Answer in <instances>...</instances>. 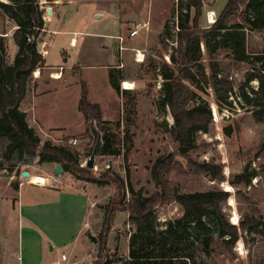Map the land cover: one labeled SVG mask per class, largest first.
I'll return each instance as SVG.
<instances>
[{"label":"rangeland","instance_id":"1","mask_svg":"<svg viewBox=\"0 0 264 264\" xmlns=\"http://www.w3.org/2000/svg\"><path fill=\"white\" fill-rule=\"evenodd\" d=\"M69 1L63 0V6L69 4L64 11L67 22L62 28L63 31L72 28L89 34L85 36L83 43L78 46L76 43L75 48L68 45L70 37L64 34L54 37L50 47L52 54L56 57L52 58V55L48 57V60L55 61L50 62L51 66H54H50L52 68L50 71L59 73L60 76L64 75L59 80V84L70 82V74L76 75L75 78L80 85L85 82L84 79L92 77L91 80L96 87L92 89L88 100L91 99V102L98 100L104 105L105 114L103 117L101 115V118L111 123L104 127L109 133L116 134L119 138L122 154L118 157L98 154L97 148L102 144L103 131L95 121L88 122L81 135L64 137L57 143L52 141V144L69 146L78 152L79 166L80 162L84 159L88 160L95 152L94 166L96 168H92L91 171L93 176L99 177L102 172L115 174L125 183L129 182L136 194L142 197H149L157 192L151 180L150 170L158 159H166L170 155L173 161L163 169L164 177L168 180L170 187H176L180 193L217 189L228 192L229 197L222 205V209L228 221L237 228L247 216L258 215L264 220V113L258 114L261 112L260 107L244 103L239 95V87L245 83L247 86L244 91L250 98L253 97L252 91L258 88L259 83L256 78L250 82H246V79L249 75L258 74L256 70L260 65L254 63V58L264 57V31L244 30V48L248 56L244 61L235 60V55L228 49L217 48L213 52H208L202 42L200 44L201 61L196 67L192 64L186 67L195 74L200 83L191 85L178 74V70L179 73L183 70L180 50L181 29L178 25L181 20L183 22L188 20L186 26L190 30L209 29L218 20L228 0ZM0 2L10 4L8 0H0ZM52 2L53 0H36L35 3L43 12L44 18H47L44 10L53 7ZM242 9L244 10V6ZM95 12L102 14V17L95 18ZM208 14L211 16L209 21ZM116 19H118L119 27L115 23ZM212 20L213 24L210 23ZM237 22H240L239 18L230 19L229 25ZM118 28L122 43L101 35L94 36V34L115 35L118 33ZM135 28L138 30V35L130 38L128 33ZM16 29L14 22L0 10V44L4 49L0 53L6 64H12L17 53V47L12 39ZM49 35L40 32L36 38L39 53L44 54L45 51L46 54L47 49L44 48L46 43L42 42L45 41L49 45ZM112 43L114 48L111 46ZM119 46L125 47L126 51L117 58L114 51H118ZM214 48L213 45L212 49ZM137 49L143 56L141 62L135 60ZM55 50L58 51L57 54ZM65 52L71 57L77 56V62L103 63L108 61V57L117 59L116 64L123 77L120 88L127 91L126 94L119 96L118 106L115 103L106 105L110 101V94L101 88L102 71H85L83 79L81 75H78L77 65L72 66L70 71L62 62L61 56H64ZM171 58L175 59L176 64L171 63ZM62 68H65V73ZM167 68L175 73L178 83L181 84V101L176 103L174 110L168 107L163 109L160 105L164 85L162 73L167 72ZM50 71H43L46 73L41 81L46 76L48 78L52 76L48 74ZM33 74L34 72L31 78ZM200 74H205L207 78L216 74L217 78L227 81V84H218L215 89L212 81L210 79L202 81ZM123 81L132 84V89H124ZM32 83L31 79L28 86L29 92L34 87ZM227 87H231L232 92L225 95L224 88ZM75 91V88L63 89L54 95L49 103L45 101V106L42 105L41 110L54 119L53 123L66 126L65 131L68 134L78 130V127H75L77 118L71 108ZM189 92L195 98L185 104L183 102L186 101ZM200 102L206 103L211 112L207 131L194 134L195 149L187 156L179 155L177 143L170 134L175 123L173 111L178 114L180 110L191 108ZM50 106L54 107L51 112ZM25 108L26 101L21 105L20 110L24 112ZM117 122H119L118 127L115 126ZM87 128L90 131L86 132ZM44 138L40 140L41 144L45 142ZM72 139H76L77 143H71ZM6 146V141L0 139V264H3L8 257H13L15 260L18 235L17 206L18 217L22 215L20 203L16 205L17 193L19 185L28 182L26 178H21V173L27 171L31 175L46 179L48 177L45 173L49 170L55 181H51L52 183L46 181L47 186L49 184L66 185L64 178L70 177L75 184H79L78 186L85 183L94 190L92 219L88 217V220L91 219L92 222L87 235L94 236L96 243L91 242L87 235L84 236L82 247H79L70 259L65 255V263L101 264L106 260H112V264H123L127 260L129 240L135 232V227L129 223L128 214L123 207L130 199L125 188L120 186L117 188L114 184L98 186L76 180L64 171L56 175V165H40L37 157H24L18 161L14 154L10 160H6L4 156ZM189 161L196 164H210L212 169L209 173H204L192 166ZM213 172L219 174L218 179L212 180ZM240 174L250 177V185L238 183L236 177ZM57 178L60 180L56 181ZM30 189L33 187L29 185H24L22 188V190ZM65 195H61V200ZM59 196L60 194L52 202L57 204ZM38 200H41L40 195ZM153 209L157 230H164L168 221L180 218L183 213L182 208L174 202L157 203ZM105 217L112 218L113 222L109 229L104 226ZM37 229L42 240L43 238L50 240L46 244L48 260L61 262V255L68 253L69 247L60 244V233H48L39 223ZM239 235L240 239L231 251L216 246L208 259H201V264H264V226L257 230L239 231ZM72 237L74 234L70 236L71 239ZM18 240L21 245L20 247L18 244L19 260H21L20 251L25 246L21 231ZM51 245L54 246L52 251L49 250ZM198 261L200 262L199 258Z\"/></svg>","mask_w":264,"mask_h":264},{"label":"trees","instance_id":"2","mask_svg":"<svg viewBox=\"0 0 264 264\" xmlns=\"http://www.w3.org/2000/svg\"><path fill=\"white\" fill-rule=\"evenodd\" d=\"M8 1L10 4L0 2V10L14 22L17 28L12 36L17 53L12 64H6L0 53V139H4L7 143L4 156L6 160H10L15 154L18 161L24 157H37L38 164L59 165L65 173H69L76 180L98 186L114 184L117 188L118 186L125 188L130 199L123 207L128 214L129 223L135 227V232L130 236L128 258L123 264H201V259H208L216 246L231 251L240 239L239 231L257 230L264 226V220L258 215L247 216L240 222L239 228L231 224L222 209V205L229 197L228 192L217 189L180 193L176 187H170L163 173L164 167H168L173 161L170 155L166 159H158L150 170L151 180L157 192L149 197H142L136 194L129 182L125 183L115 174L102 172L99 177H95L91 173L92 169L80 167L79 153L69 146L54 145L50 141L41 144L34 130L28 126L20 105L26 96L32 73L46 66L36 43V38L44 27L43 12L39 10L36 0ZM238 18L240 22L229 25L230 19ZM187 21L181 20L178 25L181 29L180 50L183 68L180 73L178 70V74L191 85H197L200 83L195 74L186 67L191 64L196 67L201 61L202 42L208 52L223 48L230 50L237 61L248 58L244 48V30L264 31V0H228L218 20L206 30H190L186 26ZM212 44L215 46L214 49ZM3 50L0 44V52ZM171 63L176 64L174 58H171ZM254 63L260 65L256 70L258 74L247 76L246 82L256 78L259 83L258 88L252 91L253 97L250 98L244 91L247 86L245 83L239 87V95L244 103L260 107L261 112H256L262 115L264 57H255ZM162 76L164 85L160 105L163 109L168 107L174 110L176 103L181 101V84L170 69L162 73ZM200 76L203 78L202 81L210 79L215 89L218 84H227V81L217 78L216 74H212L209 78L205 74ZM122 80L119 68L108 70L109 84L117 96L127 93L120 88ZM80 87L78 110L82 113L85 124L95 121L102 127V144L97 148L98 154L118 157L122 154L120 140L116 134L109 133L104 127L111 123L102 120L99 105L89 102L87 84L82 82ZM224 91L225 95L229 94L232 88H224ZM188 94L186 101L183 102L185 104L195 98L192 93ZM173 113L175 123L170 134L177 143V153L187 156L196 147L194 134L207 131L211 112L206 103L200 102L191 108L180 110L178 114L174 111ZM115 126L118 127L119 122ZM88 131L90 130L87 128L86 132ZM189 163L204 173H209L212 169L207 163L196 164L191 161ZM211 177L212 180L218 179L219 174L213 172ZM236 179L238 183L250 185V177L244 174L238 175ZM168 202L178 204L183 210L182 216L168 221L164 230H157L153 208L157 203ZM105 213L107 215V211ZM103 222L106 229H109L113 221L111 217H105ZM101 264H112V260H106Z\"/></svg>","mask_w":264,"mask_h":264},{"label":"crops","instance_id":"3","mask_svg":"<svg viewBox=\"0 0 264 264\" xmlns=\"http://www.w3.org/2000/svg\"><path fill=\"white\" fill-rule=\"evenodd\" d=\"M52 3L54 5L53 7L46 8V10L47 9L50 10V13L46 14L47 18H44V27L40 31L42 33L50 34L48 36L49 45L45 41L42 42V43H46V46L44 47L47 49L46 54L45 51L44 54L40 52V54L42 55V57L46 62V66L43 68H38L34 71L33 77L31 78L33 82L32 85L34 84V87L31 88L32 89L31 92H29L28 91L29 88H27L26 96L22 101L21 105H23V103L26 101V108L24 109V113L26 114V121L28 123V126L35 131L39 139L41 140L42 137H45L43 141H50V142L53 141L54 143H57L60 141L61 138L81 135L82 133H84L86 124L84 122L82 113L78 110V101L80 98L81 88H80V84H78V80L75 78L76 75L70 74L69 75L70 82L66 84H59V80H61L64 77V75L62 74V76H59L57 78L56 75H59V73L58 74L51 73L50 71L52 69L50 68L51 66L50 62L52 63L55 61L48 60V57H51V55L52 58L56 57L55 54H52V48L50 47L51 45L50 42H52L54 37H56L57 35L64 34L67 37H70L68 41V45L70 39H72L74 36V39L77 40V46H78L80 43H83L85 41L84 38L89 33L83 31H75L72 28L68 29V31H63L62 28L66 26V22H67L64 11L67 9L69 4L63 6V0H53ZM94 15L95 18L102 17V14L96 12L94 13ZM115 23L117 27H119L118 19H116ZM99 35H101L102 37H108L110 40H116V41L117 40L119 41L120 38L119 28H118V33H116L115 35L94 34V36L96 37ZM78 36L79 38H77ZM134 37H130V38H134ZM113 44L114 43L111 44L112 48H114ZM69 47L71 46L69 45ZM75 47H71V48H75ZM122 48H123L122 50H119L118 47L117 48L118 51L116 52L114 51V54L115 56H117V58L118 55L121 56L123 52L126 51L125 47ZM55 52L57 54L58 51L55 50ZM61 58L63 59L62 62L68 66L67 67L68 70H70L72 66L77 65L78 75L79 76L81 75L83 79H84L83 75L85 71H89V70L102 71L103 84H101V88H103L104 91L105 90L108 91L107 94H110V101L106 103V105H108L109 103L111 104L115 103L118 106V103L120 102L119 100L120 97L116 95V93L114 92L108 81V70L110 68H119V66L116 64L117 59L115 57H111V58L108 57V61H105L103 63H91L90 61L77 62V56L71 57L67 53L64 56H61ZM45 70H49L50 72H48V74L50 75L52 74V76L49 75L50 76L49 78L46 76V78L44 77V80L41 81V79L46 73L43 72ZM63 70L65 73V68H62V71ZM91 79L92 77H89V79H84V81L87 84L88 98L92 93V89L96 87L94 86L95 85L94 81ZM123 82H127V81H123ZM69 88L76 89L74 98L72 99L71 108L73 109V112L75 113V116L77 118V124L75 127H78V130L73 131L71 134L66 133L65 131L66 126L60 123L59 124L53 123L54 119L46 115L44 111H41L42 105L45 106V101L49 103V100L53 98L54 95H56L58 92L63 91V89L68 90ZM55 100L56 99L54 98V101ZM54 101L52 105L54 104ZM89 102L92 104L99 105L103 117L105 114L104 105L98 100L91 102L90 99ZM53 108H54L53 106H50V112L52 111ZM49 171L45 173L48 177L46 179L48 180V182H51L53 180L55 181V178L51 177L52 175L51 173H49ZM28 173L31 176V173L30 172ZM64 179L66 180L67 184L63 186L51 185V184H49L48 186L47 185L40 186L30 183L29 180H27L28 182L19 185L18 193H20V196H18L17 193L16 205L17 203L18 204L20 203L22 208V215L18 217V206H17L16 217L18 222V235L21 231V235L25 240V246L20 251L21 260H19L20 257H19L18 244L20 247L21 245L17 235L16 255L14 257L15 260L13 259V257H8L4 262L5 264H45L46 262L47 264L61 263L58 261H52L51 259L48 260L47 258L48 251L46 244L50 240L46 238H43L42 240V237L39 236V234L37 233L38 223L41 227H43V230L47 231L48 233L49 232L52 234H56V232L60 233L59 236L60 244L69 247L68 253L66 254L64 253L62 255H66L69 259L74 253H76V250L79 247H82L85 238L84 236L88 234L89 229L91 227L90 222H92L91 215L93 213L92 207L94 204V197H95L93 196L94 190L89 186H86L85 183L82 184L81 186H78L79 184H75V181L70 177ZM57 180L60 179L57 178L56 181ZM24 185L27 186L29 185L33 187V189L22 190ZM59 194L60 196L58 203L57 204L53 203L52 201ZM63 194L66 195L64 196L63 200H61V195ZM39 195L41 196V200H38ZM62 202H64L63 205ZM88 217L91 219L88 220ZM69 233L71 235L74 234V237H72V239L70 238L71 235H69ZM53 249L54 246L51 245L49 250L52 251Z\"/></svg>","mask_w":264,"mask_h":264},{"label":"built area","instance_id":"4","mask_svg":"<svg viewBox=\"0 0 264 264\" xmlns=\"http://www.w3.org/2000/svg\"><path fill=\"white\" fill-rule=\"evenodd\" d=\"M44 11H45V13H46V10H44ZM42 18L44 19V16H42ZM207 19H208V21L211 20L210 17H209V14L207 15ZM213 22H214V21H210L211 24H213ZM208 23H209V22H208ZM137 34H138V30L135 28V29H133V30L130 31L129 36H130V37H134V36H136ZM75 40H76V39H75ZM119 42L122 43V38H121V37L119 38ZM76 43H77V40H76ZM69 45H70L71 47H75V46H76V44L74 45V36H73L72 39H70ZM122 49H123L122 46H119V50H122ZM139 52H140L139 50H135V60L137 59V55H138ZM123 84H124V83H122V85H123ZM124 89H125V88H124ZM71 143L75 144V143H77V140H76V139H72V140H71ZM86 161H87V159H84L82 162H80V167L85 168V167H86ZM93 168L95 169L96 166H94ZM21 178H22V177H21ZM45 180L48 182L47 179H45ZM44 185H45V184H44ZM65 261H66V257H65V255H62V256H61V263H57V264H66Z\"/></svg>","mask_w":264,"mask_h":264},{"label":"water","instance_id":"5","mask_svg":"<svg viewBox=\"0 0 264 264\" xmlns=\"http://www.w3.org/2000/svg\"><path fill=\"white\" fill-rule=\"evenodd\" d=\"M49 13H50V10L47 9V10H46V14H49ZM10 37H11V36H10ZM95 157H96V153L94 152V153L88 158V160L86 161V167H87V168L92 169V168L94 167V165H95ZM62 173H63L62 168H61L59 165H56V166H55V174H56V175H59V174H62ZM21 177H22V178H29V177H30V174H29L27 171H23V172L21 173ZM88 238H89V240H90L91 242L96 243V238H95L94 236H92V235H88Z\"/></svg>","mask_w":264,"mask_h":264},{"label":"bare ground","instance_id":"6","mask_svg":"<svg viewBox=\"0 0 264 264\" xmlns=\"http://www.w3.org/2000/svg\"><path fill=\"white\" fill-rule=\"evenodd\" d=\"M211 18V16H209ZM213 21V20H212ZM76 44V40L74 39V45ZM142 54L141 52L138 53L137 55V61L138 62H141L142 61ZM58 74V73H57ZM55 76V75H53ZM60 75H56V77L58 78ZM123 88L125 89H132V84H130L129 82H124ZM27 180H29L30 183L32 184H36V185H40V186H46V180L45 178H42V177H39V176H36V175H31L29 178H27Z\"/></svg>","mask_w":264,"mask_h":264}]
</instances>
